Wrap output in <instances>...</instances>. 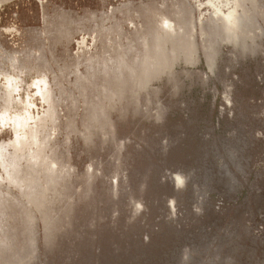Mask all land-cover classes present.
I'll list each match as a JSON object with an SVG mask.
<instances>
[{
  "label": "rangeland",
  "instance_id": "374dc122",
  "mask_svg": "<svg viewBox=\"0 0 264 264\" xmlns=\"http://www.w3.org/2000/svg\"><path fill=\"white\" fill-rule=\"evenodd\" d=\"M0 264H264V0H0Z\"/></svg>",
  "mask_w": 264,
  "mask_h": 264
}]
</instances>
